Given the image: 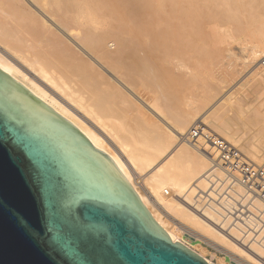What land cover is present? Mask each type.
Instances as JSON below:
<instances>
[{
	"label": "bare ground",
	"instance_id": "1",
	"mask_svg": "<svg viewBox=\"0 0 264 264\" xmlns=\"http://www.w3.org/2000/svg\"><path fill=\"white\" fill-rule=\"evenodd\" d=\"M25 1L0 0V69L105 152L173 241L188 246L181 240V233H186L213 246L222 245L237 263L261 264V217L259 221L252 215L246 221L247 228L254 233L253 242L248 244L253 249H249L250 254L241 247L242 241L236 244L226 236L235 235L245 241L253 236L238 221L236 226H229L230 233L225 231L232 219V201L221 197L222 184L229 181V187L239 193L247 186L240 181L239 168L226 166L228 161L222 158L213 140L220 136L233 142V134L227 136L221 127V132L211 133L207 127L194 125L198 119L190 124L188 115L159 107L177 128L173 137L159 125L147 122L141 105H134L127 91V85L130 88L140 84L141 88L135 91L142 97L152 98V104L158 99L164 102L178 90L177 76L182 63L177 53L181 48L176 50L177 40L189 41L205 29L213 34L216 27L234 21L243 27L253 3L259 0H212L209 12L204 11L206 6L199 0H33L40 8L38 12ZM259 33L264 37V29H259ZM253 54L264 56V43L254 46ZM257 74L263 82L264 69L257 70ZM197 126L199 131L194 137ZM244 161L255 165L249 158ZM208 185V206L196 205L202 206V213V208L186 207L173 197H185L188 202L198 195L206 198L199 191ZM247 190L255 196L254 214L262 215L264 197L256 188ZM242 198L244 201L245 197ZM218 220L223 221L222 226L221 222L217 226ZM189 248L210 262L202 251Z\"/></svg>",
	"mask_w": 264,
	"mask_h": 264
},
{
	"label": "water",
	"instance_id": "2",
	"mask_svg": "<svg viewBox=\"0 0 264 264\" xmlns=\"http://www.w3.org/2000/svg\"><path fill=\"white\" fill-rule=\"evenodd\" d=\"M0 264H214L173 241L110 157L0 69Z\"/></svg>",
	"mask_w": 264,
	"mask_h": 264
},
{
	"label": "rangeland",
	"instance_id": "3",
	"mask_svg": "<svg viewBox=\"0 0 264 264\" xmlns=\"http://www.w3.org/2000/svg\"><path fill=\"white\" fill-rule=\"evenodd\" d=\"M211 1L212 0H204V3H202V0H199L198 2L206 6L204 7L205 9L203 8L204 11L209 12L212 8ZM260 1L261 0H259V2L256 1L259 4H257L256 2L255 4L253 3L251 7L252 13L249 16L248 22L243 27L239 22L237 23L234 21L222 25L221 28L219 26V30L216 27L213 30V34H209V29H205L206 31L203 32L204 34L202 33L203 36L201 34H198L194 38H190L189 41H185L180 38L177 40V42L179 43L176 44L178 47V49L176 50L178 51L180 48L181 49L180 51L176 52L178 53V55H180V62L182 63H180L181 65H179L180 68L178 71V75L182 76L183 78L177 76L176 88H178V90L175 89L173 95L171 94L170 97H167L164 102L158 99L155 100L154 104H152V102H154L152 98H147V100H150L149 102L144 97H142V95L135 91V89L141 88L140 84H136L135 86H132L130 88L127 85V91L130 94V99L132 100L134 105H141V107H139L141 108V111L145 116V120L147 122L159 125L165 132L174 137L173 133H176V126L171 121V119L167 118V116L163 114L159 109V107H168L173 113L175 112L179 114L181 113L182 115H188L190 118V124L198 119L199 121L194 125L198 123L201 125V127H207V129L212 130L211 133H213L214 130H219L217 132H221L223 130L222 132H224L226 135L228 134L227 136H231L233 134L232 137L234 136L233 139L235 138L234 140L232 139L233 142L230 141V139L224 137H215L222 139L231 148L236 150L238 153V159L243 163H246L244 161L245 158H249L255 164L254 166H260L264 164V81L262 82V80L259 78L260 76H258L257 74V70L263 71L264 68L260 66L261 57L257 56L256 54L254 56L253 54L254 46L260 45V43H264V39H262L264 37H262V35L259 33V29H264V1H261V3ZM25 4H27L28 7L32 8L33 11L35 10V12H38V10L40 9L36 2H34L33 0H29V2L27 0ZM178 44H181L184 48H186L183 49V47L178 46ZM189 44L191 46H189ZM112 78L114 81H117L115 83H118V86L122 87V84L118 82V80H116L114 77ZM181 78L183 80H181ZM192 78L195 80H193ZM179 81H181L182 84L179 83ZM183 83H185L186 85ZM179 87H182V90ZM115 101L117 102L116 104H118L116 98ZM199 117L202 119L201 122ZM220 127L222 130L219 129ZM242 148H244V152H241ZM247 150H249V152ZM250 151L253 152L251 153L252 155H250ZM223 183L224 184H222V186L224 187V190H222V192H224V195L221 197L226 196L224 198L225 201L227 199H231L232 202H230L233 204H231V210H229L231 212L229 214L232 216V219H230L231 223L229 222L227 224L228 227L231 225L233 227V225L238 221L240 223H243L246 226L248 232L251 233L252 228H250L251 230L247 228L249 225H246V221L249 220L248 218L253 215V217L259 221H261L262 219L264 223V212H262L263 216L258 212L257 213L261 216L257 213L256 215L254 214L255 211L253 210L255 208L253 207L255 206L253 205V201L255 196L253 195V193H251L250 190H247V188L246 190L242 189L241 193H239L236 192L237 190L233 188L231 189L232 185L229 181L226 182L225 180ZM229 185L231 186L229 187ZM229 189H231V193H234L231 194L228 191ZM208 190H211L209 185L205 188L204 191H199V193L201 192L202 195L206 198L199 197V195V198L194 196L195 198L194 200L192 198L193 201L191 200V202H188L190 200L185 197H173L186 207L195 206V208H199L196 205L199 206L202 204L203 208H205L209 204L208 200L210 197L208 196ZM218 190L216 192H218ZM226 191L229 192V195H227L228 193ZM248 191H250V193H248ZM232 195H234L235 197ZM248 196L251 200L247 198ZM242 197H245V202L243 201ZM183 198L185 200H183ZM239 199H241L243 203H241L242 201ZM202 200H205L204 204ZM235 205H237V207H235ZM202 206H200V208H202ZM203 208L202 210L198 209L199 212L202 213ZM227 209L228 208H226L225 211H228ZM239 209H242L243 211L241 212ZM223 217L224 216H222V219ZM219 218L221 220V216ZM165 220L169 224L170 220L166 219V217ZM220 220L215 221V223H217V226L218 222H221ZM222 223L223 221L219 224V226H222ZM234 226H236V224ZM228 227L226 226L228 230L225 228V231L227 233H230L229 230L231 228ZM255 230L257 231V228ZM250 235H253L252 237L249 236L251 238L248 237L249 240H251L250 243L248 239L245 241L244 238H237L235 237V235L226 236L229 238V240H232L236 244L238 241H242L241 243H243V245L241 247L247 254H250L251 250L253 249H251V247H249L250 245L248 246V244H251L253 242L254 233H251ZM181 240L186 242L189 247L197 251H202L201 253L203 254V256L209 259L211 263L241 264L233 261L230 258V252H227L228 249H223L222 245L220 247V244L214 245L216 246L214 247L213 244L211 245L205 240H201L200 238L198 239V237H190L186 233H181ZM244 242L247 243L245 244ZM260 242L262 243L263 241H261L260 239ZM220 248L225 251H222ZM236 257H238V255ZM247 260L245 259L247 263L249 261V263L252 262L251 260ZM262 260L260 261V263L264 264V255Z\"/></svg>",
	"mask_w": 264,
	"mask_h": 264
},
{
	"label": "built area",
	"instance_id": "4",
	"mask_svg": "<svg viewBox=\"0 0 264 264\" xmlns=\"http://www.w3.org/2000/svg\"><path fill=\"white\" fill-rule=\"evenodd\" d=\"M260 66L264 68V56L260 59ZM196 131H193V136H196V132L199 131V127H195ZM215 146L218 147L221 152L224 160L228 161L226 166L229 169L239 168V177L241 183L245 184L247 188L252 189L256 188L261 192V195L264 197V164L260 166H252L247 163H243L238 159V153L236 150L231 148L227 143L222 139H214Z\"/></svg>",
	"mask_w": 264,
	"mask_h": 264
}]
</instances>
